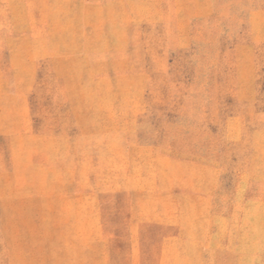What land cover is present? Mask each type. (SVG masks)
I'll return each instance as SVG.
<instances>
[{
    "label": "rangeland",
    "instance_id": "1",
    "mask_svg": "<svg viewBox=\"0 0 264 264\" xmlns=\"http://www.w3.org/2000/svg\"><path fill=\"white\" fill-rule=\"evenodd\" d=\"M0 264H264V0H0Z\"/></svg>",
    "mask_w": 264,
    "mask_h": 264
}]
</instances>
